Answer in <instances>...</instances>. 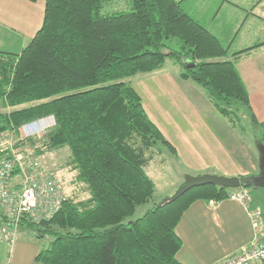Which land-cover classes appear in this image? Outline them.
<instances>
[{"label":"trees","instance_id":"obj_1","mask_svg":"<svg viewBox=\"0 0 264 264\" xmlns=\"http://www.w3.org/2000/svg\"><path fill=\"white\" fill-rule=\"evenodd\" d=\"M113 1L46 0L43 25L22 52L0 51V132L19 135L23 124L54 116L47 133L20 145L42 156L68 147L67 167L82 193L68 194L50 220L22 222L42 239L37 260L44 264H182L184 212L196 200L229 196L230 188L207 184L150 204L156 185L146 167L176 148L125 78L171 58L233 126H249L251 135L258 128L236 63L263 43L231 54L182 0H129V10L104 13Z\"/></svg>","mask_w":264,"mask_h":264},{"label":"crops","instance_id":"obj_2","mask_svg":"<svg viewBox=\"0 0 264 264\" xmlns=\"http://www.w3.org/2000/svg\"><path fill=\"white\" fill-rule=\"evenodd\" d=\"M182 1L191 16L202 22L217 36L229 48L231 54L264 43V40L256 35L258 29L264 25V0H215L216 4L211 16L201 14L203 10L198 8L192 12L189 7L191 0ZM45 7L46 0H0V51L20 54L42 27ZM232 17L235 20L233 25ZM207 21L212 22L215 30L206 24ZM227 28L234 30L225 36L226 30L221 29ZM244 28H249V31L255 30L249 36L246 35L234 49L239 34ZM223 37H226V40ZM236 64L258 120L259 137L263 138L264 44L241 54ZM174 65L178 72L179 67L176 63ZM179 78L188 81L180 76ZM231 136H235V132ZM261 144L260 146L264 147V143ZM230 146L229 151L237 159L239 155L237 146L234 144ZM234 166L233 172L229 175L241 176L246 166L238 165L236 161ZM260 166L256 176L261 172ZM253 193L255 194V189L251 188V194ZM255 208H261L264 213V192L261 188L258 189V199H254V202L250 200L249 207L241 201L230 198L214 204L202 199L196 200L184 212L177 226V232L183 240L177 259L182 264H222L225 257L240 252L252 243L255 230L249 209ZM42 248L43 241L34 230L19 228L17 238L12 245L0 241V264H44L37 260Z\"/></svg>","mask_w":264,"mask_h":264},{"label":"rangeland","instance_id":"obj_3","mask_svg":"<svg viewBox=\"0 0 264 264\" xmlns=\"http://www.w3.org/2000/svg\"><path fill=\"white\" fill-rule=\"evenodd\" d=\"M127 2L130 3L129 0H114L104 7L103 12L129 10L131 6L129 7ZM215 4V0H191L189 7L193 10L192 12L198 8L203 10L201 14L211 16ZM231 23L232 25L235 23L233 17ZM206 24L215 30L212 22L207 21ZM221 30H226L225 36H227L234 29ZM254 30L249 31V28H244L239 34L234 49L239 46L246 35L249 36ZM256 35L264 40V25L258 29ZM125 80L139 91L150 118L159 125L165 137L176 148L175 152L167 148L165 153H158L146 167L147 174L156 185V193L150 204L163 202L172 197L183 185L187 176L206 174L230 176L229 174L235 168V161L238 165L246 166L241 173L242 177L256 176L258 166L261 165L262 147L260 145L264 143V139L259 137L260 133L256 130L251 135L249 126L242 132L240 126L236 128L231 123L228 124V119L221 115L209 101L201 85L192 80L184 81L179 78L171 58L162 68L137 73ZM54 119V116H48L47 124L52 127ZM39 121L36 119L32 123L38 124ZM244 124L247 125V119ZM233 132L235 136H231ZM232 144L236 145L239 151L237 159L229 151ZM70 155L71 150L63 147L46 153L43 161L57 171L65 186L66 195L74 191L80 196L82 193L78 183L72 182L76 178L75 173L70 172L67 167ZM253 188L255 194H251L252 202L258 199V189L261 188L264 192V187L253 186ZM84 196L87 197L86 192ZM145 208L146 206L140 207L134 218L142 216ZM44 239L45 244L50 241L49 237Z\"/></svg>","mask_w":264,"mask_h":264},{"label":"built area","instance_id":"obj_4","mask_svg":"<svg viewBox=\"0 0 264 264\" xmlns=\"http://www.w3.org/2000/svg\"><path fill=\"white\" fill-rule=\"evenodd\" d=\"M49 127L28 123L19 128V135L14 129L0 132V214L6 219L0 225L1 242L12 245L24 221L52 219L67 197L57 171L45 164L35 148L20 145L30 137L47 133ZM230 189L228 198L249 207L250 189ZM249 211L255 230L252 243L225 257L222 264H264V213L261 208Z\"/></svg>","mask_w":264,"mask_h":264},{"label":"water","instance_id":"obj_5","mask_svg":"<svg viewBox=\"0 0 264 264\" xmlns=\"http://www.w3.org/2000/svg\"><path fill=\"white\" fill-rule=\"evenodd\" d=\"M261 147V172L258 176L252 178H244L241 176H217L211 174L203 176H187L185 182L175 194L164 201H175L190 189L207 184H214L226 188H242L249 185L257 188L264 187V147Z\"/></svg>","mask_w":264,"mask_h":264},{"label":"clouds","instance_id":"obj_6","mask_svg":"<svg viewBox=\"0 0 264 264\" xmlns=\"http://www.w3.org/2000/svg\"><path fill=\"white\" fill-rule=\"evenodd\" d=\"M39 125H40V127H47V126H51V125H49V124H47V122L46 121H39V123H38ZM53 124V123H52Z\"/></svg>","mask_w":264,"mask_h":264},{"label":"bare ground","instance_id":"obj_7","mask_svg":"<svg viewBox=\"0 0 264 264\" xmlns=\"http://www.w3.org/2000/svg\"><path fill=\"white\" fill-rule=\"evenodd\" d=\"M238 253V252H237Z\"/></svg>","mask_w":264,"mask_h":264}]
</instances>
